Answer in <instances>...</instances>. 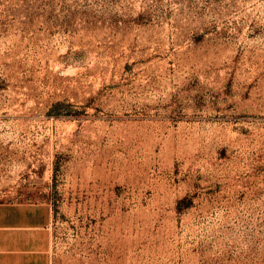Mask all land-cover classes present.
Here are the masks:
<instances>
[{
  "label": "rangeland",
  "instance_id": "374dc122",
  "mask_svg": "<svg viewBox=\"0 0 264 264\" xmlns=\"http://www.w3.org/2000/svg\"><path fill=\"white\" fill-rule=\"evenodd\" d=\"M0 201L56 264H264V0H0Z\"/></svg>",
  "mask_w": 264,
  "mask_h": 264
},
{
  "label": "crops",
  "instance_id": "0c3cea01",
  "mask_svg": "<svg viewBox=\"0 0 264 264\" xmlns=\"http://www.w3.org/2000/svg\"><path fill=\"white\" fill-rule=\"evenodd\" d=\"M46 202L0 201V264H56Z\"/></svg>",
  "mask_w": 264,
  "mask_h": 264
}]
</instances>
